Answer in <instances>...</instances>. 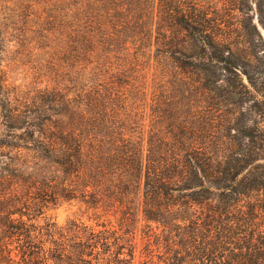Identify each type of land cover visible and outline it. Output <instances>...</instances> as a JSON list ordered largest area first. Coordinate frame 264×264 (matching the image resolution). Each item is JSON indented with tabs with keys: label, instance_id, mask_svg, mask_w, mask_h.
Wrapping results in <instances>:
<instances>
[{
	"label": "trees",
	"instance_id": "trees-1",
	"mask_svg": "<svg viewBox=\"0 0 264 264\" xmlns=\"http://www.w3.org/2000/svg\"><path fill=\"white\" fill-rule=\"evenodd\" d=\"M18 1L66 69L33 104L0 69V264H264V0Z\"/></svg>",
	"mask_w": 264,
	"mask_h": 264
},
{
	"label": "rangeland",
	"instance_id": "rangeland-1",
	"mask_svg": "<svg viewBox=\"0 0 264 264\" xmlns=\"http://www.w3.org/2000/svg\"><path fill=\"white\" fill-rule=\"evenodd\" d=\"M36 1V0H34ZM18 0H0V69L4 71L8 88L12 97H17L20 103L33 104L39 102L43 91L56 85L66 69L60 60V55L64 51L65 46L59 43L61 35L59 33L48 34L43 29L42 20L44 14L41 6L35 4V9L31 11L29 17L30 24L28 27H18L14 30L11 23L14 19L12 13H25L21 11ZM29 13V14H31ZM37 15V16H35ZM46 18V12H45ZM40 17V18H39ZM23 21L21 17L17 18ZM260 31L264 38V29L260 26ZM143 49H136L130 46L127 54V60L134 61L137 53H143ZM263 53V52H262ZM152 58L147 60L141 58L137 63V68L147 74L149 84L152 86L156 80L158 70V58L156 47L152 48ZM115 62H120L118 57L113 58ZM255 67L264 65V54L258 58L251 59ZM127 61L126 65H130ZM166 81H170L169 77H165ZM247 82V79H245ZM168 82L166 83V85ZM169 85V84H168ZM150 103H153V95L148 97ZM150 123V120L147 121ZM84 209H79V205L64 204L56 208H50L44 217L39 218L40 224H44L45 220L52 219L59 225H65L71 219H78L87 224H95L94 220H90V213H84Z\"/></svg>",
	"mask_w": 264,
	"mask_h": 264
}]
</instances>
